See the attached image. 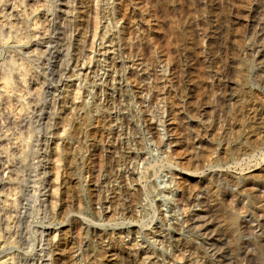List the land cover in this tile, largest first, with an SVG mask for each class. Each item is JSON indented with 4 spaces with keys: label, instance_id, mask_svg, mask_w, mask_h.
<instances>
[{
    "label": "rangeland",
    "instance_id": "rangeland-1",
    "mask_svg": "<svg viewBox=\"0 0 264 264\" xmlns=\"http://www.w3.org/2000/svg\"><path fill=\"white\" fill-rule=\"evenodd\" d=\"M95 3L0 0V264H264V0Z\"/></svg>",
    "mask_w": 264,
    "mask_h": 264
},
{
    "label": "bare ground",
    "instance_id": "bare-ground-1",
    "mask_svg": "<svg viewBox=\"0 0 264 264\" xmlns=\"http://www.w3.org/2000/svg\"><path fill=\"white\" fill-rule=\"evenodd\" d=\"M96 0H94V7H95V10H96ZM92 23H93V30H94V34H96V32L95 31H97L96 30V28H97V20H96V16H94L93 17V19H92ZM222 27V26H221ZM220 31V30H219ZM221 34V33H220ZM94 36V35H93ZM87 41V43H89V41H90V39H88V40H86ZM84 43H86V42H84ZM92 43V42H91ZM93 46V43L92 44H90V46ZM87 47H88V45H87ZM92 49V48H91ZM93 51V50H92ZM90 53V52H89ZM86 55V54H85ZM88 55V54H87ZM85 57V56H84ZM89 58V57H88ZM89 59H91V58H89ZM89 61H91V60H89ZM83 64V63H82ZM83 65H85V63L83 64ZM12 66V65H11ZM84 68V66H81V69H83ZM80 69V70H81ZM6 72V71H5ZM80 74V73H79ZM4 76V75H3ZM8 80L10 79V77H9V75H8V77H6ZM24 84V83H23ZM230 86V85H229ZM76 91H75V93H74V95H75V98H76V96L78 95V93H79V86L78 85H76ZM229 89H231V88H229ZM230 91V90H229ZM224 99V101L226 102V103H228V102H230V101H232L233 99H235V95H234V93L233 92H229V93H226L225 94V98H223ZM236 104V103H235ZM224 108V107H223ZM241 112V111H240ZM259 117V116H258ZM263 118V117H262ZM62 122V121H61ZM65 122V121H64ZM64 122H62V125H63V127H64V125L66 124H64ZM263 125V124H262ZM249 128H251V127H249ZM263 128H264V126H263ZM66 131V129H62V133H65V131ZM61 136H63V134L61 135ZM58 137H60L59 135H58ZM61 138V140H62V137H60ZM60 138H59V140H60ZM59 140H58V142L56 143V152H57V155H59V154H61V145H60V143H61V141L59 142ZM60 159V157L58 156V157H56V159H55V165H56V175H55V181H54V185H53V189H52V195H53V199L54 198H56V197H58V195H59V188H58V185L60 184L59 182H60V180H59V175H58V173H59V170H58V167H59V160ZM71 160V159H70ZM71 164V163H70ZM61 167V166H60ZM59 167V168H60ZM216 180V179H215ZM249 180V178L247 177V178H245V184L244 185H246V186H248V187H246L245 189H249V190H251L252 191V189L256 192V190H257V188H255V185H253L254 183L252 182V181H248ZM258 186V185H257ZM245 191V190H244ZM250 191V192H251ZM254 191H253V193H254ZM263 194H264V192H262ZM260 194V193H259ZM258 193L257 194H255L254 195V199H256L257 197H262V199H264L263 198V196H260ZM196 197H197V193H193V195H192V197H191V199H193V200H196ZM241 199V198H240ZM258 199H261V198H258ZM263 202V201H262ZM216 205V204H215ZM263 206V205H262ZM263 208V207H262ZM261 207H257L256 209H254L253 211H252V214H253V216L252 217H255L256 218V227H257V229L258 228H263V225H264V217H263V215H262V213H263V209H262ZM210 211H209V210ZM208 209H203V210H194V211H192V219H191V221H190V224H189V226L187 227L188 228V231H190L191 230V232L192 233H194L195 235H197V236H195L196 238H198V236H200L204 231L207 233V231L212 227V222L216 219V220H218L219 221V218H218V211L214 208V204H213V206L212 207H210V208H208ZM261 211H262V213H261ZM233 217V216H232ZM235 218V217H234ZM233 219V218H232ZM217 221V222H218ZM222 221V220H221ZM253 221H255L254 219H253ZM216 222V221H215ZM214 222V223H215ZM234 222V221H233ZM232 222V223H233ZM219 223H220V221H219ZM229 223V222H228ZM225 225V224H224ZM225 228V227H224ZM224 228L222 227V226H219V231L220 232H222L223 233V235L225 234V230H224ZM82 229V228H81ZM214 229V228H213ZM79 231V230H78ZM193 231H195V232H193ZM211 231V230H210ZM229 231V230H228ZM84 232V231H83ZM86 232V231H85ZM83 233V234H85V236H83V235H81V237L83 236V237H86L87 235H86V233ZM175 233H177L178 234V232L177 231H174ZM211 232H215V234L214 233H212V236H213V238L211 239V241L213 240H215V239H217V238H219V237H217V238H215V236H216V232H218V230L216 231H211ZM79 234H80V232H78ZM78 234V235H79ZM205 234V233H204ZM179 235H180V233H179ZM193 235V234H192ZM203 235V234H202ZM208 235V234H207ZM80 237V236H79ZM211 237V236H210ZM209 237V238H210ZM54 238H56V234H54ZM189 238H191V237H189ZM208 238V239H209ZM84 239V238H83ZM86 239V238H85ZM194 239V238H193ZM192 238L190 239V240H188L187 238H184V237H182L179 241L180 242H178V243H176V245H175V247L177 248V252L180 254V255H182L181 254V252H182V250L183 249H181L180 247L181 246H183L184 247V249L186 250V251H188L190 254H192V255H200V257H202L203 259H206V260H209L210 261V257H209V253H208V250L209 249H207V250H202L196 243H195V241L193 240ZM220 239H222V242H223V244H224V247H223V249L222 250H217V251H214L213 252V250L214 249H212L211 251L213 252V257H215V259H217V261H219V262H221V261H223V259H222V255L221 254H223V253H232V251L234 250V246L232 247V246H228V244H227V241H225L224 239H223V237H220ZM230 241V240H229ZM228 241V242H229ZM212 245V244H211ZM215 245V244H214ZM259 245H260V243H259ZM131 247V249L133 250V251H135L136 253H138V249H137V247L133 244V245H131L130 246ZM259 247V246H258ZM213 248V247H212ZM204 249V248H203ZM211 249V248H210ZM221 249V248H220ZM228 253V254H229ZM234 253V252H233ZM178 254V255H179ZM179 255V257H181ZM211 256V255H210ZM222 259V260H221ZM209 264H212L213 262H208Z\"/></svg>",
    "mask_w": 264,
    "mask_h": 264
}]
</instances>
